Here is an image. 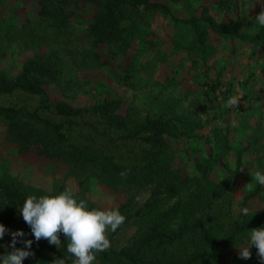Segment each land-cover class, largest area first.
Wrapping results in <instances>:
<instances>
[{"label": "trees", "instance_id": "trees-1", "mask_svg": "<svg viewBox=\"0 0 264 264\" xmlns=\"http://www.w3.org/2000/svg\"><path fill=\"white\" fill-rule=\"evenodd\" d=\"M30 1L33 2V0ZM189 1L35 0L32 5L35 7L39 22L49 27L54 34L80 30V35L91 40L94 46V57L102 66H110V62L115 56L125 57L124 67L116 72L124 83L134 81L131 78H126L128 73L126 71L137 69L139 66L129 59L128 52L132 51L133 46H136L139 41H144L150 49L154 47V39L157 34L152 26L145 21L143 15L147 12L164 14L167 16V21L175 27L181 44L189 45L194 50L197 56V59L194 60L195 64H202L203 70L200 71V76L202 75L201 82L204 91L209 96H213V99H208L209 102L223 103L229 99L233 90L231 85H233L234 78L241 83L240 86H246V79L240 74L230 73L227 80L223 82L224 65L219 59L222 49L226 47L228 41L232 39H238L240 42L252 41V38L246 32L239 30L238 27L241 23L242 10L245 11L241 7L245 5L246 1L200 0L197 4H192V1ZM247 2V6H252L253 0ZM179 4L181 7L178 6ZM23 5L25 2L21 0V6L24 7ZM176 5L178 8L175 10L174 6ZM210 5L229 15L226 25L219 24L212 16L205 14ZM79 16L86 17V20L80 21ZM207 28L216 33L214 41L210 39V35H206ZM183 31H186L188 35L191 34L192 39H186L182 34ZM104 49L107 55L106 59L101 57V52ZM209 59L212 61L211 64L208 63ZM228 71L230 72V69ZM109 72L113 73V68H109ZM62 74V61L59 54L40 50L26 57L21 62L19 70L14 73L0 68V94L22 90L39 95L40 100L33 110L0 105V118L6 127L5 145L11 144L20 154L35 153L40 157L60 161L82 157V160H88L94 165L104 166L103 173L105 172L108 176L115 175L122 182H127L128 185L142 184L145 181L151 182L157 189L164 186V191L169 194L179 190L178 183L175 181L180 179V182L184 183L183 189L186 192L184 199L159 213L154 221H150L138 238L125 243V240L121 239L120 234L117 233L118 230L114 233L108 232L111 246L104 252L96 253L94 264H252L253 254L257 253L255 247L251 248L253 257L251 256L250 259H243L239 253H235V256L226 260L217 254V249L227 251L237 245L245 235L249 237L250 229L264 226V206L244 216L231 230L220 237H216L209 228L203 227L198 214L204 207L220 197L226 187L233 183L235 177V173L232 172L214 180L210 177L211 169L218 164L226 167L222 159L229 156L230 150L235 151L238 158L244 151L256 149L257 139L251 137V128L248 126L253 123L247 119L254 111L250 114L249 112L244 113L243 110L245 122L237 126L238 129L244 130L245 134L241 136L246 135L247 142L231 146V140L235 137L234 132H231L234 127L230 126L225 119L222 126H217L212 131L209 150L195 160V172L192 174L187 172L181 174L180 170L185 168V164L172 166L169 163L171 159L168 157L171 150L168 152V157L167 152L162 151L156 161L153 156L147 154L143 162L137 165L120 164L109 155L90 151L87 145L66 142L67 134L63 131L62 126L71 127L73 124H85L96 128L99 124L123 125L130 113L119 114L117 112L122 107V101L118 97L104 98L90 104L74 103L73 94L65 91L66 84ZM51 85H55V87ZM246 100L251 103L256 98L250 96ZM51 107L60 116V120L39 114V110H52ZM238 107L241 105L239 104ZM88 115L96 117L92 120L86 118ZM197 126V122L193 119L158 112L155 115L144 116L134 127L121 133L118 138L140 139L158 149L171 148V143L176 144L180 136L184 134L188 137H201L196 131ZM181 128H188L191 132H183ZM247 130L249 131L246 132ZM262 140L264 144V134ZM125 171L127 175L122 177L120 174ZM259 171L264 172V162ZM263 190L264 185L255 182L251 190L242 194L241 208H244L250 199L262 193ZM61 191V186L54 185L49 191L42 190L33 193L23 184L0 176V223L9 230L0 240V255L11 250L9 247L12 240L10 233L19 230L25 233L24 240L33 241L30 250L34 255L26 258L23 264H52L55 258L68 257L67 242L63 235H61L60 249L56 248L55 250V246L50 245L45 239L37 242L18 210L29 194L39 197L58 195ZM75 196L78 200H85L89 208L99 207L91 199ZM154 204L155 201H146L139 210L149 209ZM125 206L126 204L122 202L118 208L119 211H122ZM191 246H197L199 249L189 253L187 248ZM16 247L20 248L24 245L18 242ZM260 263L262 264L261 261Z\"/></svg>", "mask_w": 264, "mask_h": 264}, {"label": "rangeland", "instance_id": "rangeland-1", "mask_svg": "<svg viewBox=\"0 0 264 264\" xmlns=\"http://www.w3.org/2000/svg\"><path fill=\"white\" fill-rule=\"evenodd\" d=\"M22 1L25 2L24 7L21 6V0H0V56H2L0 68L14 73L19 70L21 62L33 52L39 50L56 52L62 61L65 91L73 94L74 103L90 104L104 98L118 97L122 101V107L117 112L130 113L123 125L99 124L96 128L85 124H73L71 127L63 125L62 129L67 134L66 142L87 145L90 151L109 155L120 164L137 165L143 162L147 154L153 156L156 161L162 151L167 152L168 157V152L171 150L168 157L171 159L169 163L172 166L185 164V168L180 170L182 175L185 172L189 174L195 172V160L209 150L212 131L217 126H222L225 119L230 126L234 127L231 132H234L235 137L231 140V146L247 142L246 135L243 136L244 139L241 136L245 134L244 130L238 129L237 126L245 122L242 111L246 110L245 112L251 114L253 106L259 103L256 100L251 103L245 102L244 105L236 108L226 107L227 100L223 103L209 102L208 99H213V96H209L204 91L202 75L200 76V71L203 70L202 64H195L194 60L197 56L194 50L189 45L181 44L175 27L167 21V16L164 14L147 12L143 15L145 21L157 34L154 47L150 49L144 41H139L136 46H133V50L128 52L129 59L142 66L140 67L142 69L140 70L138 66L137 69L127 70L126 78L134 81L124 83L116 72L124 67L125 57L115 56L110 66H102L94 57V46L91 40L80 35V30V32L72 30L54 34L49 27L39 22L35 7L32 5L35 0ZM190 1L192 4H197L200 0ZM178 6L181 7V4ZM178 6H174L175 10ZM184 12H187L186 9ZM205 14L212 16L219 24L226 25L229 21V15L215 6H208ZM79 18L80 21L86 20L84 16ZM206 31V35H210V39L214 41L216 33L210 28ZM182 34L186 39H192V35H188L186 31ZM101 57L107 58L105 49L101 52ZM210 62L212 63L209 59L208 63ZM109 68H113L114 72L110 73ZM51 86L55 87V85ZM39 101V95L22 90L0 94V105L33 110ZM254 110L258 115L259 108ZM158 112L195 120L198 125L196 131L201 137H188L184 134L180 136L176 144L171 143V148L160 149L140 139L118 138L121 133L134 127L144 116L155 115ZM39 114L56 120L61 119L54 109H41ZM253 115L252 113L251 118ZM95 117V115L86 116L92 120ZM250 121L253 123L251 126L248 125L251 128V137L257 139L256 149H248L238 158L235 151L230 150L229 156L222 159L226 167L218 164L210 171V177L214 180L228 173H235L233 183L226 187L225 192L198 214L203 227L212 230L216 237L231 230L245 216L240 206L242 194L249 191L245 187L247 183L250 182L252 188L254 187L256 181L251 177L262 168L264 162L263 114ZM5 128V123L0 118V176L23 184L33 193L49 191L54 185L61 186L62 191L69 188L75 195L93 200L101 209L119 208L124 202L126 206L120 212L126 220L117 233L120 234L121 239L125 240V243L138 238L150 221H154L159 213L184 199L186 194L183 189L184 183H181L180 179L175 181L178 183L179 190L169 194L164 191V186L157 189L151 182L128 185L115 175L108 176L105 172L103 173L104 166L94 165L88 160H82V157L60 161L40 157L35 153L20 154L11 144H4ZM181 129L183 132H191L188 128ZM146 201H155V204L149 209L139 210ZM263 206L264 190L250 199L244 208H248L250 213ZM248 240V235H245L231 249L227 251L217 249V254L229 260L235 256V253H239V247L246 245ZM197 249H199L197 246H191L187 248V252ZM253 256L252 264H261L257 254Z\"/></svg>", "mask_w": 264, "mask_h": 264}, {"label": "clouds", "instance_id": "clouds-1", "mask_svg": "<svg viewBox=\"0 0 264 264\" xmlns=\"http://www.w3.org/2000/svg\"><path fill=\"white\" fill-rule=\"evenodd\" d=\"M257 23L264 27V9L256 16ZM241 97L232 95L226 107H238ZM122 177L127 172H121ZM258 184L264 185V172L257 170L251 177ZM249 190L252 184L245 186ZM23 221L30 227L31 234L39 242L41 239L48 241L60 249L61 235L67 242L68 257L55 258L52 264H94L96 253L108 250L111 241L108 232H116L126 220L118 208L101 209L89 208L83 199L78 200L72 189L66 188L58 195H43L37 197L29 194L21 207H18ZM243 215H248L249 209H241ZM9 230L0 223V240ZM10 251L0 255V264H23L26 258L34 255L30 250L33 241L24 240L23 231L11 232ZM20 242L24 247H16ZM255 247L257 256L264 264V226L250 229L248 243L239 247V255L243 259H250L251 248Z\"/></svg>", "mask_w": 264, "mask_h": 264}, {"label": "crops", "instance_id": "crops-1", "mask_svg": "<svg viewBox=\"0 0 264 264\" xmlns=\"http://www.w3.org/2000/svg\"><path fill=\"white\" fill-rule=\"evenodd\" d=\"M245 1V5L241 7L245 11L242 10L241 23L238 27L242 32H246L252 41L240 42L238 39L228 41L219 59L224 65L223 82L227 80L230 73L245 77L246 86H240L241 83L233 79L231 87L234 90L231 91L230 97L232 95L241 97L240 105H244L250 96L256 98L259 104L253 106L252 118L257 119L262 114L264 117V27H261L255 18L264 9V0H253L252 6H247L248 0ZM245 107L248 108V106ZM255 108H259L258 115ZM252 118L249 116L247 119ZM243 119H245L244 116Z\"/></svg>", "mask_w": 264, "mask_h": 264}, {"label": "built area", "instance_id": "built-area-1", "mask_svg": "<svg viewBox=\"0 0 264 264\" xmlns=\"http://www.w3.org/2000/svg\"><path fill=\"white\" fill-rule=\"evenodd\" d=\"M241 80V79H240Z\"/></svg>", "mask_w": 264, "mask_h": 264}]
</instances>
